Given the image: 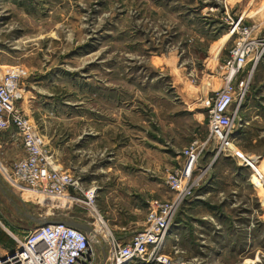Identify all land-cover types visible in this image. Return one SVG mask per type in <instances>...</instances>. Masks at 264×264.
<instances>
[{
  "label": "rangeland",
  "instance_id": "rangeland-1",
  "mask_svg": "<svg viewBox=\"0 0 264 264\" xmlns=\"http://www.w3.org/2000/svg\"><path fill=\"white\" fill-rule=\"evenodd\" d=\"M241 17L253 38L264 39V0H0V76L20 73L13 103L54 165L65 164L82 183L79 175L102 163L111 184L115 173L142 165L149 148L145 165L166 185L177 170L187 179L183 152L202 144L192 198L179 202L178 233L171 230L161 250L171 264H264V179L257 186L240 159L264 169V53L238 77V86L246 84L242 127L230 146L209 140L204 105L223 87L231 25ZM184 107L201 113L196 122ZM7 190L14 202L0 190L7 234L16 226L20 239L27 236L36 228L31 218L86 223L88 215L108 244L110 233L89 206L64 213ZM88 191L83 183L75 197ZM92 249L98 255L93 239Z\"/></svg>",
  "mask_w": 264,
  "mask_h": 264
},
{
  "label": "built area",
  "instance_id": "built-area-1",
  "mask_svg": "<svg viewBox=\"0 0 264 264\" xmlns=\"http://www.w3.org/2000/svg\"><path fill=\"white\" fill-rule=\"evenodd\" d=\"M242 22L241 17L231 25L230 33L235 36V41L225 64L223 87L204 102L209 140L214 141L217 147L230 146L242 127L239 110L245 98L246 84L241 82L238 86L236 83L245 66L249 62L256 64L264 53V39L258 36L253 38L252 29L244 28ZM19 81L17 69L0 76V134L14 130L22 140L26 156L10 167L0 160L1 182L12 192L37 197L59 212H67L79 203L90 206L94 203L95 191L86 192L83 200L75 197L80 188L79 180L52 163L34 123L15 107L13 102ZM203 150L202 144L194 141L183 152L191 172L185 181V173L180 170L168 175L166 187L175 200L172 203L155 202L149 209L142 231L133 235L129 242L110 235L108 244L105 242L106 264H171L161 250L172 230L179 204L192 198L196 180H192V175ZM243 157L240 156L242 165L251 168ZM11 236L15 248L4 255L0 253V264H95L92 249L94 238L83 231L65 225H44L37 226L22 239L13 234ZM102 240L105 241L103 236Z\"/></svg>",
  "mask_w": 264,
  "mask_h": 264
},
{
  "label": "crops",
  "instance_id": "crops-1",
  "mask_svg": "<svg viewBox=\"0 0 264 264\" xmlns=\"http://www.w3.org/2000/svg\"><path fill=\"white\" fill-rule=\"evenodd\" d=\"M227 38H229V35L224 39L227 40ZM181 103L184 102L181 100ZM181 111L190 115L194 122H196V120H198L197 117L201 115V113L196 111V108L191 109L184 107ZM142 149L145 151L144 147ZM0 154L1 160L6 167H10L15 162L25 158L26 152L23 148L22 141L14 130L5 131L0 134ZM145 155H150L149 148L146 154L142 152V165H136L132 168L129 166L128 168H130V170L126 174L115 173L114 176H112L113 182L111 184H107L110 178L108 173L110 167H108V165L103 166L102 163H95L91 171L83 172L81 173L82 175H79L82 178V183L81 180H79V184L83 185L84 183L87 191H95L94 203L86 209L89 211L93 210L94 214L103 219L105 227L114 239L129 242L133 235L142 231L145 227L146 216L150 207L157 201L161 202V199H166L168 196L172 197V194L165 185V180L160 178L152 180L149 166H147V163L145 165ZM132 163L135 162L133 161ZM59 167L62 168L60 165ZM63 167L65 168H62L64 171L72 175L71 171L66 169L67 167L65 164ZM5 188L7 191L6 195L2 194L8 200L10 199L12 201L9 195L13 194L7 190V187ZM11 203L13 204L14 202L12 201ZM16 206L15 209H17ZM72 210L73 208L64 213H71ZM88 217V215L85 216L84 219L86 221L84 222L86 223L81 224H89L92 226L88 221ZM177 218L178 215L172 227V230H174L176 234L178 233L176 230L180 227L179 222L177 223ZM65 220L78 222L74 217H69V219ZM92 227L95 228L94 226ZM95 229L97 230V228ZM18 231V228L15 226L13 235L21 238ZM169 238L170 236H168L166 242H168ZM99 241H102V238H100ZM98 245L100 247L98 255L96 251L93 250L95 264H104L105 241L98 242ZM14 248L15 242L12 236L7 234L0 227V253L4 255L11 252Z\"/></svg>",
  "mask_w": 264,
  "mask_h": 264
},
{
  "label": "water",
  "instance_id": "water-1",
  "mask_svg": "<svg viewBox=\"0 0 264 264\" xmlns=\"http://www.w3.org/2000/svg\"><path fill=\"white\" fill-rule=\"evenodd\" d=\"M0 190L4 195H6V192H7L6 188H4L3 186L0 185ZM31 220L33 222H35L37 224V226H44V225H65V226H68V227H71V228L85 232L86 234L92 236L94 238V240H96L97 242H99L100 238H102V236L98 233V230H96L95 228H93L89 224H81V223L69 221V220L41 221V220H37V219H33V218H31ZM106 259H107V256H106V251H105V253H104V264H106Z\"/></svg>",
  "mask_w": 264,
  "mask_h": 264
},
{
  "label": "bare ground",
  "instance_id": "bare-ground-1",
  "mask_svg": "<svg viewBox=\"0 0 264 264\" xmlns=\"http://www.w3.org/2000/svg\"><path fill=\"white\" fill-rule=\"evenodd\" d=\"M244 159L247 160V162L250 164L253 172L255 173V176H256V179H257L256 180V185L261 187V181H263V179H264V169L262 167L258 166V164H257L258 162H255L252 159H246V158H244ZM28 197H32V196L28 195ZM32 198H34V197H32ZM99 231H100V229H99Z\"/></svg>",
  "mask_w": 264,
  "mask_h": 264
}]
</instances>
